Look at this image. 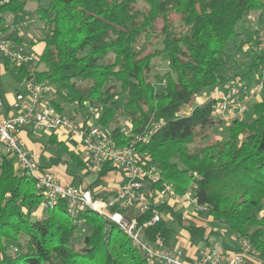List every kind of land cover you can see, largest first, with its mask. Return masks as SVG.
<instances>
[{
  "label": "trees",
  "instance_id": "16d2710c",
  "mask_svg": "<svg viewBox=\"0 0 264 264\" xmlns=\"http://www.w3.org/2000/svg\"><path fill=\"white\" fill-rule=\"evenodd\" d=\"M41 1L0 0V23L5 15L25 16L29 2ZM35 12L47 26L38 63L44 69L31 74L30 65H22L14 70L24 79L56 86L57 98L67 104L81 109L87 102L95 104L100 123L115 124L112 134L118 146L130 143L121 133L119 118L135 135L149 134L148 142L137 144L139 151L153 159L178 194L191 189L198 203L208 207L209 219L223 222L235 238L247 240L264 264V89L252 106L250 121L215 117L217 97L188 115L182 113L202 92L233 85V77L224 74L229 44L241 34L238 26L252 15L263 25L264 0H49ZM154 39L161 49L151 47ZM248 42L258 44L251 34ZM258 50L248 66L260 72L264 85V56ZM160 56L167 59L169 70L155 77L165 84L158 90L151 73ZM54 106L64 110L59 102ZM224 125L227 138L214 137L213 131ZM49 145L68 157L59 159L67 183L75 185L79 178L80 186L84 184V177L68 172L70 161L86 172L80 156L55 134ZM109 167L86 185L94 197H110L96 192L114 171ZM41 201L35 181L17 176L14 159L0 155V264H147L125 232L91 210L79 217L91 228L82 236L66 199L34 219ZM164 211L169 218L148 227L143 225L153 213L136 214L148 243L160 249L175 247L178 231L170 226L175 221L187 239L207 247L220 239L226 248L222 232L205 226V220L185 226V215L177 207H161ZM9 245L15 246L14 252H8Z\"/></svg>",
  "mask_w": 264,
  "mask_h": 264
},
{
  "label": "built area",
  "instance_id": "2783aa9c",
  "mask_svg": "<svg viewBox=\"0 0 264 264\" xmlns=\"http://www.w3.org/2000/svg\"><path fill=\"white\" fill-rule=\"evenodd\" d=\"M28 23L25 19L23 27ZM258 47L264 56V35H260ZM39 61V54L16 48L0 26V67L7 64L14 67L30 65L29 72L33 74L39 68ZM263 89V83L259 82L252 93L243 95L240 88L231 86L215 89L210 96L218 98L217 111L220 116L238 117L249 109V104ZM55 102H58L56 86L47 81L25 79L23 90L16 93L11 108L5 113L0 91V155L14 159L17 176L35 181L42 196L38 209L47 211L60 199H66L68 214L80 225L84 223L79 219L82 212L91 210L97 213L130 237L133 245L144 255L147 264H260L255 251L245 239H237L238 248L234 249H227L218 242L213 247L198 248L190 260L177 246L160 249L148 243L141 236L142 226H139L136 214L153 213L151 221L143 225L148 227L163 217L169 218L164 216L165 211L161 212V207L174 206L182 211L194 207L204 213L208 212V207L198 203L191 189L178 194L164 179L153 159L139 151L137 144L148 142L149 134L135 135L126 122L121 133L130 139V143L118 146L113 139L114 128L105 129L100 123L101 111L95 104L87 102L82 115L75 112L66 115L56 109ZM232 106H235L238 115L229 112ZM157 127L153 130L156 131ZM25 130L34 134L37 131L55 134L60 141L69 142L72 151L83 157L86 172L93 176L106 165L114 168L121 179L103 188V192L110 193V197L97 199L90 189L61 184L54 172L41 168L38 155H34L24 145L21 135ZM184 215L187 217L186 212Z\"/></svg>",
  "mask_w": 264,
  "mask_h": 264
},
{
  "label": "rangeland",
  "instance_id": "374dc122",
  "mask_svg": "<svg viewBox=\"0 0 264 264\" xmlns=\"http://www.w3.org/2000/svg\"><path fill=\"white\" fill-rule=\"evenodd\" d=\"M39 4H43L44 6H47L49 4V0H42L40 3L29 2L27 4L25 17L27 18V22H29V23H28V25H26V27H23V25H22L23 22L25 21L23 19V16L5 15L4 23H3V25H9L11 27H19V29L15 30L16 31L15 35H20L22 37L21 42L23 43V45H27L26 47H28L26 49L23 48V50L31 51L34 54H38V53L33 51L32 46H34L38 43H42L41 40L46 36V32H47L46 24L39 20L37 14L35 12L36 8L39 6ZM237 30L240 31L241 34L239 37H237L236 40H233L229 44V48L227 50V54L229 57V68L226 71H224V74L229 78L233 77V80L230 82V84L233 83L232 86H236V87L240 88L242 94L245 95V93L254 92V90L258 86L259 82L261 81L260 76H259L260 72H258V70H256V69L251 70V68H249V66H248L252 63L251 58L253 57V55L255 53L254 49H259V47H258V44L255 45L256 43L252 44V43H249L248 41H249V34L253 35V37H255L257 39V41H258L260 35H262V36L264 35V23L261 26L258 23L257 15H252L249 19H247L245 24L239 25ZM24 31H26V32H24ZM161 46L162 45H161L160 41L155 40V39L153 40V42L151 44V47L155 48V49H161ZM258 51L261 52L260 50H258ZM152 65H153V70L151 73L152 81H153V83H155L157 85V89L161 90L165 86V84L163 81L156 80L155 77L157 75L162 76L168 72L169 68H168L167 59L165 58V56H160L159 58H157L156 60L153 61ZM38 70L41 71L42 68L41 69L38 68ZM263 71H264V66H263ZM19 86H21V83L18 80V78L15 77V75H13L11 73H3V91L8 90L11 93L16 88H18ZM261 94L258 95L257 97H254L255 100H253L252 103L249 104V109L245 113H243V115H240V114L238 115V111L235 112V110H234L235 106H232V108L229 112L237 113L239 119H244L246 121L252 120L254 117V111H253L252 106L256 101L261 99ZM209 98H211L210 90L209 91L206 90V91L202 92L200 95L197 96L193 106H187L184 108V110L182 111L183 115L190 114L195 106L201 104L203 101H206ZM57 101L63 106L64 110L62 112L64 114L73 115L75 112L77 115H82L83 109L77 107L76 105L67 104V103L61 101L59 98H57ZM215 117H220V114L217 111V108L215 111ZM125 123L126 122L124 121V119L119 118L118 124H120L121 127H123L125 125ZM114 127H115V124L111 125L110 127L104 126L105 129H113ZM213 134H214V137H216V138L226 139L227 134H228L227 126L224 125L221 128L214 130ZM46 135L50 136V134H46ZM46 135H43V139H42V143L44 145H47L49 143V139H47ZM65 144L71 149L69 142H65ZM191 147H193V145ZM46 154H50V156H54L55 158L59 157V158H62L64 160L68 159L65 151L62 149L55 150V149L49 147L47 149ZM44 158L45 157H43V163H45V161L47 160L46 158L45 159ZM80 158L83 160V157L80 156ZM56 166L58 167V165H56ZM45 170H49L51 172H54L58 178V175H57L58 171L56 169L48 168ZM68 170H69L68 172L70 175H74V176L75 175H81L84 178L86 175L89 174V173H86L83 170H80L77 167H75V165L73 164L72 161L68 162ZM100 173H98L97 175H94V176L92 175L93 177H91V179H93L92 180L93 182ZM89 175H91V174H89ZM120 179H121V176L118 173H115V171H109L107 173L105 180L97 187L96 192L103 193V191H102L103 188H105L106 186H108L111 183H114L116 181H120ZM58 180H59V178H58ZM85 183H87L86 178L84 180V185H85ZM74 184H75L74 186L77 185V187H80V179L75 178ZM101 197L104 198L103 195L102 196L99 195L97 197V199L98 198L101 199ZM185 212L187 213V215H186L187 217H185L186 218L185 226H190L192 224V221H196V223H198V222H202L203 220H205L206 221V222L204 221L205 226H208L210 228H217L222 232V234H223L222 236H223L224 241L226 243L225 246L227 249L238 248L237 238L234 237V234L225 226V224L223 222H214L212 220L207 221L209 219L208 213L207 212H205V213L201 212L194 207H189L188 209H186V211L185 210L182 211L179 209V213H182L184 215ZM45 214H46L45 211L42 212V210L37 209V211L33 214V218L35 219L37 217H43ZM164 215L168 216L169 212L166 211L164 213ZM170 226L173 229H176L178 231L177 232L178 236H177L176 246L179 247L180 249H182V251L185 255V253L187 251V246L183 242H185V240L191 241V244H190L191 246L194 244H197V242L195 240L187 239L186 237H184V235H185L184 230L179 229L177 224L175 223V221H170ZM81 229H82V233H81L82 236L89 234L91 232L90 226L86 225V223H83L81 225ZM25 241H26V237L24 235H22L20 238V243H24ZM218 243L220 245H224L222 242H218ZM201 247L203 248L204 246L202 245ZM14 248H15V246L9 245L8 252L9 253L14 252ZM189 248H188V250H189ZM194 256L195 255H192V257H194Z\"/></svg>",
  "mask_w": 264,
  "mask_h": 264
},
{
  "label": "crops",
  "instance_id": "0c3cea01",
  "mask_svg": "<svg viewBox=\"0 0 264 264\" xmlns=\"http://www.w3.org/2000/svg\"><path fill=\"white\" fill-rule=\"evenodd\" d=\"M23 19H27L25 16H23ZM4 23V22H3ZM3 23H0V26L3 27V29H7V31L4 30L5 35L7 36V38L11 41V43L19 49H23V48H28L26 47L27 45H23V43L21 42V36L20 35H15L16 33V29L17 27H11L9 25H3ZM26 32V31H24ZM32 49L34 52L38 53L40 55L41 51L43 50V44L42 43H38L34 46H32ZM8 68L5 67H0V72L2 75V84L0 86V91L2 94V98H3V103H4V107H5V113H7L9 111V109L11 108L14 99H15V95L17 92L22 91L23 90V86H24V78H22L15 70H14V66L7 64ZM39 68L42 70L44 69L43 65H40ZM3 73H11L13 75H15V77L18 78V80L21 83V86H19L18 88H16L13 92H9L8 90L3 91ZM218 89H222V88H218ZM215 90V89H213ZM210 90V93L213 91ZM204 102V101H203ZM47 133L42 132V131H37L36 134H34L32 131L30 130H25L22 135H21V139L24 143V145L34 154V155H38L39 157V163L41 168L43 169H48V168H52V169H56L58 171L57 175L59 178V181L61 184L63 185H70V186H74L73 184H68L67 183V177L66 174L64 172H62L60 169V164H59V157L55 158L54 156H50V154H46L47 153V149L50 147L49 143L47 145H44L42 143V139H43V135H46ZM51 136V134H50ZM50 136L46 135L47 139H50ZM59 140V139H58ZM60 141V140H59ZM43 157H45L47 160L45 161V163H43ZM44 158V159H45ZM58 165V167L56 166ZM56 166V167H55ZM61 171V172H60ZM87 173V172H86ZM91 177H93L92 175H86V182L85 185L82 184V187L86 188V185H89L90 183H92ZM103 191V189H102ZM207 221H211L210 219H208ZM206 222V221H205ZM208 227V226H207ZM210 228V227H208ZM214 229V228H213ZM211 240H213L211 238ZM217 242H221L220 239H217L215 241V243ZM186 246H187V251L185 253V256L187 257L188 260H190L189 258L192 257V255L196 254L198 248H200L202 245L201 244H194V245H190L191 241H186L183 242ZM190 247V248H189ZM205 247H207V245H205ZM189 248V250H188Z\"/></svg>",
  "mask_w": 264,
  "mask_h": 264
}]
</instances>
